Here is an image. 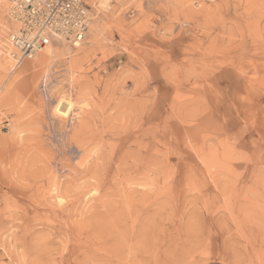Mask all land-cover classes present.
I'll return each instance as SVG.
<instances>
[{
  "label": "rangeland",
  "instance_id": "1",
  "mask_svg": "<svg viewBox=\"0 0 264 264\" xmlns=\"http://www.w3.org/2000/svg\"><path fill=\"white\" fill-rule=\"evenodd\" d=\"M101 1L16 67L0 15V264H264V0Z\"/></svg>",
  "mask_w": 264,
  "mask_h": 264
},
{
  "label": "built area",
  "instance_id": "2",
  "mask_svg": "<svg viewBox=\"0 0 264 264\" xmlns=\"http://www.w3.org/2000/svg\"><path fill=\"white\" fill-rule=\"evenodd\" d=\"M8 20L13 28L8 40L17 64L31 59L40 48L84 39L89 24L86 0H9Z\"/></svg>",
  "mask_w": 264,
  "mask_h": 264
},
{
  "label": "bare ground",
  "instance_id": "3",
  "mask_svg": "<svg viewBox=\"0 0 264 264\" xmlns=\"http://www.w3.org/2000/svg\"><path fill=\"white\" fill-rule=\"evenodd\" d=\"M5 1L6 0H0V15L3 13V11H6L7 13L6 14H8V8H9V0L7 1V3H8V8L6 9L5 7L7 6V4H6V6H5ZM110 0H102L101 1V3H102V5H106L108 2H109ZM86 3H87V0H86ZM87 6L91 9V7L88 5V3H87ZM6 9V10H5ZM90 9H89V14H90ZM4 14V13H3ZM1 16H3V15H1ZM89 16V15H88ZM90 21V20H89ZM4 26V25H3ZM5 28V27H4ZM10 28V27H9ZM12 29H14V28H12ZM11 29V30H12ZM10 30V31H11ZM3 34H4V29H3V27L2 26H0V44L2 43V37H3ZM85 37V36H84ZM62 42H64V43H66V44H70V43H68V42H65V41H63L62 40ZM82 42V41H81ZM9 43H10V41H9ZM60 43V41H58V43H52V44H59ZM80 43V42H79ZM79 43H75V44H71L72 45V47H74V48H78V46H79ZM9 45H11V48L13 49H9L10 50V52L8 51V53H2V54H7L6 56L7 57H10V58H12L13 56H12V54L15 52V50H14V46H13V44L12 43H10ZM0 48H1V46H0ZM46 48V47H45ZM42 49H44V48H40L38 51H37V53H39V51H41ZM1 50V49H0ZM3 50V49H2ZM5 51V50H4ZM46 51V50H45ZM1 52V51H0ZM36 53V54H37ZM68 54H69V52H67ZM4 57H5V55H4ZM12 60V59H11ZM10 59H8V58H6L5 59V61H4V65L5 64H7V62H10L11 61ZM12 62H13V60H12ZM14 63V64H13ZM12 64L14 65V67H16V66H18L19 64H17V63H15V62H13ZM22 63V62H21ZM20 63V64H21ZM11 65V64H10ZM30 65V64H29ZM5 67V66H4ZM71 102H70V100L68 99H61V100H59L58 101V103H57V105H56V108L54 109L58 114H62V115H68L67 113H68V111L71 109ZM73 107V106H72ZM94 192V191H93ZM61 202V201H60Z\"/></svg>",
  "mask_w": 264,
  "mask_h": 264
},
{
  "label": "snow or ice",
  "instance_id": "4",
  "mask_svg": "<svg viewBox=\"0 0 264 264\" xmlns=\"http://www.w3.org/2000/svg\"><path fill=\"white\" fill-rule=\"evenodd\" d=\"M61 203H63V201H61Z\"/></svg>",
  "mask_w": 264,
  "mask_h": 264
}]
</instances>
